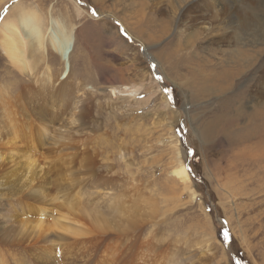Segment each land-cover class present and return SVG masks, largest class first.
Returning <instances> with one entry per match:
<instances>
[{"label":"rangeland","instance_id":"374dc122","mask_svg":"<svg viewBox=\"0 0 264 264\" xmlns=\"http://www.w3.org/2000/svg\"><path fill=\"white\" fill-rule=\"evenodd\" d=\"M236 8L0 0V264H264V0ZM22 10L72 38L74 87L49 43L8 57Z\"/></svg>","mask_w":264,"mask_h":264},{"label":"bare ground","instance_id":"6f19581e","mask_svg":"<svg viewBox=\"0 0 264 264\" xmlns=\"http://www.w3.org/2000/svg\"><path fill=\"white\" fill-rule=\"evenodd\" d=\"M224 1L226 3L227 10H228V8L230 10H233L234 7L235 6L237 7V4L241 3L242 0H224ZM78 4H80V3L78 2ZM229 11H227V18H226L227 23H229V24H232V23L239 24L238 25L239 28H241V30H244L246 28V23H247V21H249V19L247 21L245 20V18L243 17V14H242V12L240 11L239 8H236V10L234 12H229ZM18 20L19 21H18L17 24H18L19 27H21L22 32L19 31L20 33H18L17 29L15 31H13V32H11V30H10L9 33H11V36H7L6 35L7 37L2 43V47L5 49L8 57L11 58L14 61V64L19 65L20 68L27 69L28 68V66L26 64L27 62L24 61V55L26 53L25 52L26 48L30 52L33 51L35 54H38L39 57L38 56L35 57V60H39L40 59L41 60L40 62H42V61L45 62L46 59H47V52H48L47 43H49V45L58 52V57H60L61 61L63 62V65H64L63 67H64V70H65V73H64L65 76L62 78V80L64 82L63 81H62V83H61V81L59 82V84L61 85L60 86L61 90H63L64 88L66 89L68 87L67 84H69V87L70 86L74 87L73 84L69 83L70 80H73V75H72V72H71V66H72L71 65L72 64L71 63V57H73V54H74V44L72 42V38L69 37L68 35H62L61 37H57V35L55 33L53 34V31H52L51 28H48V31H47L48 34L47 33L45 34V31L43 30V25H44L43 16L40 15V14H37L35 12H32V11H28V12H25V11L23 12V10L20 11ZM9 22L11 23L12 21H9ZM19 27H18V29H19ZM50 35H51L50 41H47L46 39H47V37L49 38ZM21 36H23V37H21ZM56 38H59V39H56ZM53 56H54V58H56V55L53 54ZM67 63H69V64H67ZM29 64H31V63L29 62ZM67 65L69 66L68 70H66L67 69ZM37 67H39V66L36 65V67H34L33 70H32V72L34 74H36L35 72H36ZM46 67H48V68L44 72L45 75H44L43 79L41 80V85H42V87H45V86H49L50 87L52 85L55 86V84L58 82L57 79H58V75H59V70H55L54 71L53 68H52L53 66H51L49 64V61H48V65ZM44 89H46V88H44ZM31 112H32V110L27 111V113H31ZM41 129H43V128H41ZM42 135L45 136V129H44V132H42ZM171 143H175L176 146L178 145L177 142H171ZM31 159H33V158H31ZM31 159L28 160L29 163L27 162V170L29 171V173L31 175L30 178H29L30 179L29 181H31L30 183L34 184V182L37 183L36 180L39 179V175L40 174H36L34 172V171H36L35 170L36 169V164L31 163L30 162ZM34 162L36 163V160ZM67 166H69V165H67ZM66 171H67V169H66ZM188 172L189 171L187 170V168H185L184 165L179 164L178 168H176V170L174 171V174H175V176L180 178L185 183L186 187L191 190L192 195L194 197H196V193L192 189V182H191V179H190V176H189ZM33 184H31V185H33ZM1 186H3V185L1 184ZM31 191L35 192V190H31ZM12 192H10V193L13 194ZM14 194H17V193H14ZM36 195H37V193H36ZM107 196H108V194H105L104 199ZM0 198H4V197H2V195H1ZM39 210H40V217H39L38 222L42 225L43 222H44V211L45 210H41V209H39ZM56 224L58 225V223H56ZM39 228H41V227H39ZM65 231L69 232L66 229H65ZM73 233H75V232H73Z\"/></svg>","mask_w":264,"mask_h":264},{"label":"water","instance_id":"95a60500","mask_svg":"<svg viewBox=\"0 0 264 264\" xmlns=\"http://www.w3.org/2000/svg\"><path fill=\"white\" fill-rule=\"evenodd\" d=\"M224 226L227 227L225 223H224ZM228 236L230 237V232L229 231H228ZM232 256H234L233 253H232Z\"/></svg>","mask_w":264,"mask_h":264},{"label":"snow or ice","instance_id":"6c2138e0","mask_svg":"<svg viewBox=\"0 0 264 264\" xmlns=\"http://www.w3.org/2000/svg\"><path fill=\"white\" fill-rule=\"evenodd\" d=\"M225 238L227 239V233H225Z\"/></svg>","mask_w":264,"mask_h":264}]
</instances>
